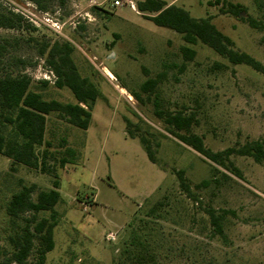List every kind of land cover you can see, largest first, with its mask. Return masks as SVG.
Listing matches in <instances>:
<instances>
[{
	"label": "rangeland",
	"instance_id": "obj_1",
	"mask_svg": "<svg viewBox=\"0 0 264 264\" xmlns=\"http://www.w3.org/2000/svg\"><path fill=\"white\" fill-rule=\"evenodd\" d=\"M115 1L41 0L44 8L35 0H0V10L24 17L22 27L0 26V42L6 47L0 74L27 73L35 82L48 79L46 98L75 102L69 88L54 85L56 77L35 40L66 39L75 47L81 73L106 97L97 99L87 130L56 114L49 117L46 139L51 149L61 154L71 146L78 158L59 169V224L45 264H122L123 247L133 238L136 251L153 255L151 264H264V162L234 156L241 174L221 166L215 170L210 160L167 131L155 115L154 95L150 101L142 93V104L130 92L164 73L157 88L161 104L194 112L198 122L193 131L208 147L221 150L264 140V74L231 63L201 42L192 45L197 54L181 70L180 47L186 44L182 35L145 18L136 8L137 0H119L118 6ZM166 1L197 18L212 15L236 49L264 64V28L221 13L220 5L209 3L215 0ZM229 1L244 4L264 23V7L256 0ZM16 58L32 64L23 66ZM125 116L160 143L155 144L159 165L149 159L138 137L127 135ZM178 170L184 171L197 199L181 188ZM19 178L36 183L38 189L50 188L53 182L52 175L25 165L12 170L11 159L0 153V237L9 230L4 208ZM205 180L208 183L202 184ZM159 200L163 204L150 211ZM210 208L222 215L224 235L215 230ZM37 260L34 251L25 264Z\"/></svg>",
	"mask_w": 264,
	"mask_h": 264
},
{
	"label": "trees",
	"instance_id": "obj_2",
	"mask_svg": "<svg viewBox=\"0 0 264 264\" xmlns=\"http://www.w3.org/2000/svg\"><path fill=\"white\" fill-rule=\"evenodd\" d=\"M35 1L45 8L41 0ZM209 3L220 5L221 13L242 18L252 28H264V23L249 14L247 6L242 3L229 0H215ZM256 3L259 7H264V0H256ZM136 8L155 24L169 27L182 35L186 44L180 47L184 58L181 70L185 68L186 62L193 60L197 54L192 45L201 42L231 63H244L264 74V64L250 53L236 49L233 39L216 26L212 15L197 18L184 7L168 4L166 0H137ZM23 21L24 17L20 13L11 9L0 10L2 27H22ZM35 40L39 43V54L45 58L56 77L54 85L69 88L76 101L64 102L46 98L44 89L49 86L48 79L35 82L27 73L0 74V153L11 159L12 170L20 164L53 177L52 187L47 189H38L36 183H26L19 178L16 188L11 190L4 208L10 226L6 235L0 237V264H25L34 251L38 256L37 264H45L47 253L55 247L54 230L59 224L56 205L62 200L59 169L68 162L75 161L78 155L76 149L71 146H67L61 154L51 149L52 143L46 139L49 117L56 114L61 120L87 130L97 99H106L99 86L89 76L81 73L74 58L73 43L66 39ZM5 49V44L0 42V56ZM16 61L23 66L32 64L23 58H16ZM163 78L164 73L149 77L140 84L139 91L132 89L130 92L142 104L146 103L142 93L146 94L150 101L154 95L155 115L165 123L169 133L210 160L215 170H218L217 166H221L241 174L233 160L234 156H248L258 163L264 162L262 139L248 140L221 150L208 147L204 137L193 131V126L198 122L194 112L170 110L161 104L157 88ZM124 120L127 135L138 137L149 159L159 165L156 147L160 143L151 139L140 123L127 116ZM177 176L187 196L197 199L198 196L192 190L184 171L178 170ZM207 183V180L202 182ZM162 204L161 200L157 201L150 211ZM42 212H49V215H41ZM207 212L215 230L224 235L222 215H218L214 208L207 209ZM136 243L134 238L125 243L121 253L125 260L122 264H151L153 255L136 251V248H133Z\"/></svg>",
	"mask_w": 264,
	"mask_h": 264
},
{
	"label": "bare ground",
	"instance_id": "obj_3",
	"mask_svg": "<svg viewBox=\"0 0 264 264\" xmlns=\"http://www.w3.org/2000/svg\"><path fill=\"white\" fill-rule=\"evenodd\" d=\"M104 68H105V67H104ZM105 71H106V73H107L110 77L114 78L113 74L110 72V70H108V68H105ZM122 90L125 91L124 88H122ZM130 97H131V96H130Z\"/></svg>",
	"mask_w": 264,
	"mask_h": 264
},
{
	"label": "built area",
	"instance_id": "obj_4",
	"mask_svg": "<svg viewBox=\"0 0 264 264\" xmlns=\"http://www.w3.org/2000/svg\"><path fill=\"white\" fill-rule=\"evenodd\" d=\"M118 5H120V1L119 0H116L115 1V6H118ZM53 72V71H52ZM52 75L54 76V78H55V75H54V73H52Z\"/></svg>",
	"mask_w": 264,
	"mask_h": 264
},
{
	"label": "crops",
	"instance_id": "obj_5",
	"mask_svg": "<svg viewBox=\"0 0 264 264\" xmlns=\"http://www.w3.org/2000/svg\"><path fill=\"white\" fill-rule=\"evenodd\" d=\"M168 4H170V3H168ZM109 70V69H108ZM111 72V71H110ZM114 76V75H113Z\"/></svg>",
	"mask_w": 264,
	"mask_h": 264
}]
</instances>
